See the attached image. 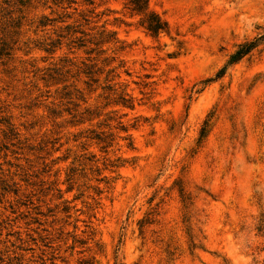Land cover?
Wrapping results in <instances>:
<instances>
[{
  "label": "rangeland",
  "instance_id": "1",
  "mask_svg": "<svg viewBox=\"0 0 264 264\" xmlns=\"http://www.w3.org/2000/svg\"><path fill=\"white\" fill-rule=\"evenodd\" d=\"M125 2L0 0V264H264V0Z\"/></svg>",
  "mask_w": 264,
  "mask_h": 264
},
{
  "label": "trees",
  "instance_id": "2",
  "mask_svg": "<svg viewBox=\"0 0 264 264\" xmlns=\"http://www.w3.org/2000/svg\"><path fill=\"white\" fill-rule=\"evenodd\" d=\"M71 2V0H69ZM131 15H137L138 16V25L149 35L151 36H158L160 33L166 32L168 30V25L164 19H162L155 11L151 10L149 8V0H126L125 6H124ZM76 9V8H74ZM87 20V19H85ZM104 30L100 32V34L103 35ZM107 40L100 39L99 42H105ZM95 43V44H97ZM264 43V33L257 34L253 38L249 40H245L242 43H240L236 50L229 56V58L226 60V62L221 66L217 72L214 74V77L208 79V81H211L213 79H217L221 77L226 68L237 61H239L243 56L248 54L251 50L255 49L258 46H261ZM90 78L89 80H92L91 78V71H85ZM88 84V82H85ZM115 103H120L122 106L132 108L133 107V98L131 96L125 97V96H118V99L115 100ZM122 131H126V128L120 124L119 127ZM203 133V131H202ZM201 133V136H202ZM92 138L96 139L97 141L105 142V146H108L111 144L112 141V134L109 133L108 135H103V132L100 131L96 133ZM109 139V140H105ZM124 139L128 140L127 146L129 148L132 147L131 141H129V136H125Z\"/></svg>",
  "mask_w": 264,
  "mask_h": 264
}]
</instances>
